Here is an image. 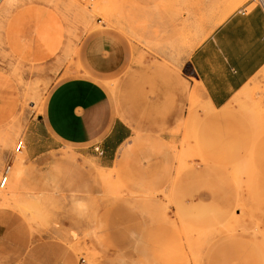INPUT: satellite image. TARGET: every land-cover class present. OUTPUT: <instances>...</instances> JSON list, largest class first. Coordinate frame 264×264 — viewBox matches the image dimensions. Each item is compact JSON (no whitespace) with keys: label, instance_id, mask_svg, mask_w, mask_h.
<instances>
[{"label":"rangeland","instance_id":"374dc122","mask_svg":"<svg viewBox=\"0 0 264 264\" xmlns=\"http://www.w3.org/2000/svg\"><path fill=\"white\" fill-rule=\"evenodd\" d=\"M258 6L0 0V264H264V67L216 111L187 67L216 26ZM100 35L124 48L111 76L84 64ZM73 83L97 89H80L83 102L130 138L109 160L70 144L32 159L43 140L31 124Z\"/></svg>","mask_w":264,"mask_h":264},{"label":"crops","instance_id":"0c3cea01","mask_svg":"<svg viewBox=\"0 0 264 264\" xmlns=\"http://www.w3.org/2000/svg\"><path fill=\"white\" fill-rule=\"evenodd\" d=\"M124 55L121 43L106 35L91 38L83 50L87 71L102 77L119 72ZM187 67L209 108L213 111L225 108L264 67V8L240 9L227 17L190 52ZM101 83L92 85L102 87ZM82 88L98 92L85 83L59 87L43 115L31 124V133H41L43 140L39 147H28L32 159L53 151L56 144H70L99 149L101 159L109 160L130 138L125 125L119 121L109 123L94 112L87 98L83 102L79 92ZM6 217L0 211V233L5 232L1 219ZM26 245L18 248L30 249ZM33 254L31 251L25 258Z\"/></svg>","mask_w":264,"mask_h":264},{"label":"bare ground","instance_id":"6f19581e","mask_svg":"<svg viewBox=\"0 0 264 264\" xmlns=\"http://www.w3.org/2000/svg\"><path fill=\"white\" fill-rule=\"evenodd\" d=\"M226 3V1L224 2L223 1V3H219L218 5H217V7H216V9L214 10V12H213V15H214V13L216 14V13H222L223 12V15H224V13L227 11V10H229L230 9V7H231V5H226L225 4ZM230 6V7H229ZM211 15H212V13H211V11H208V14L205 12H201V14L199 15V19H203V20H205L206 18L208 19V18H211ZM221 15V14H220ZM216 16H218V17H221V16H219V15H216ZM216 16H215V18H216ZM217 17V18H218Z\"/></svg>","mask_w":264,"mask_h":264},{"label":"built area","instance_id":"2783aa9c","mask_svg":"<svg viewBox=\"0 0 264 264\" xmlns=\"http://www.w3.org/2000/svg\"><path fill=\"white\" fill-rule=\"evenodd\" d=\"M9 168H6L1 176V181H0V188H2L7 180V175H8Z\"/></svg>","mask_w":264,"mask_h":264}]
</instances>
